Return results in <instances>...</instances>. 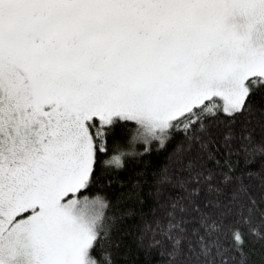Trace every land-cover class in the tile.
Returning a JSON list of instances; mask_svg holds the SVG:
<instances>
[{"label": "snow or ice", "instance_id": "obj_1", "mask_svg": "<svg viewBox=\"0 0 264 264\" xmlns=\"http://www.w3.org/2000/svg\"><path fill=\"white\" fill-rule=\"evenodd\" d=\"M0 264H264V0H0Z\"/></svg>", "mask_w": 264, "mask_h": 264}]
</instances>
